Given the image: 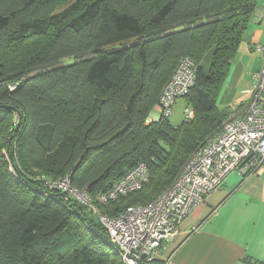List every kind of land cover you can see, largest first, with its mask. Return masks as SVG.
Listing matches in <instances>:
<instances>
[{
  "label": "trees",
  "instance_id": "16d2710c",
  "mask_svg": "<svg viewBox=\"0 0 264 264\" xmlns=\"http://www.w3.org/2000/svg\"><path fill=\"white\" fill-rule=\"evenodd\" d=\"M58 1L0 0V264H123L95 214L46 182L94 199L144 162L142 187L98 208L156 198L227 118L217 97L257 0ZM183 56L192 117L147 123Z\"/></svg>",
  "mask_w": 264,
  "mask_h": 264
},
{
  "label": "built area",
  "instance_id": "2783aa9c",
  "mask_svg": "<svg viewBox=\"0 0 264 264\" xmlns=\"http://www.w3.org/2000/svg\"><path fill=\"white\" fill-rule=\"evenodd\" d=\"M254 49L262 59V66L253 74L254 81L246 90L247 99L231 108L220 127L190 154L174 181L153 200L129 205L113 217L100 213L98 208L140 189L148 178L144 162L128 168L108 191L94 199L85 189L70 187L68 176L46 182L49 187L68 192L95 214L123 264H152L165 243L178 233L187 215L220 187L230 172L246 175L264 161V42L255 44ZM196 69L191 58L179 59L159 95L157 114L153 119L149 115L147 123L169 118L176 100L193 86ZM192 115L186 106L183 118Z\"/></svg>",
  "mask_w": 264,
  "mask_h": 264
},
{
  "label": "crops",
  "instance_id": "0c3cea01",
  "mask_svg": "<svg viewBox=\"0 0 264 264\" xmlns=\"http://www.w3.org/2000/svg\"><path fill=\"white\" fill-rule=\"evenodd\" d=\"M263 42L264 0H257L218 94L219 107L232 108L247 99L253 74L262 66L254 45ZM151 113L157 114L156 105ZM244 262H264V161L246 175L230 172L222 185L187 215L152 264Z\"/></svg>",
  "mask_w": 264,
  "mask_h": 264
},
{
  "label": "rangeland",
  "instance_id": "374dc122",
  "mask_svg": "<svg viewBox=\"0 0 264 264\" xmlns=\"http://www.w3.org/2000/svg\"><path fill=\"white\" fill-rule=\"evenodd\" d=\"M70 1L71 0H59L57 5L55 6L54 11H59V10L63 9L65 6H67L70 3ZM185 107H186L185 99L184 98H178L176 100V102L172 108V112L169 116V120L171 123L176 124V123H179L183 119V110ZM222 108H224V107H222ZM154 117H155V115H152V113H151L150 118L153 119ZM3 153L7 157L6 150H3ZM114 250H115V248H114Z\"/></svg>",
  "mask_w": 264,
  "mask_h": 264
},
{
  "label": "water",
  "instance_id": "95a60500",
  "mask_svg": "<svg viewBox=\"0 0 264 264\" xmlns=\"http://www.w3.org/2000/svg\"><path fill=\"white\" fill-rule=\"evenodd\" d=\"M18 115H19V114H18ZM262 264H264V262H263Z\"/></svg>",
  "mask_w": 264,
  "mask_h": 264
}]
</instances>
